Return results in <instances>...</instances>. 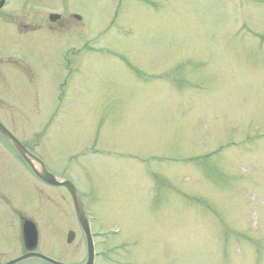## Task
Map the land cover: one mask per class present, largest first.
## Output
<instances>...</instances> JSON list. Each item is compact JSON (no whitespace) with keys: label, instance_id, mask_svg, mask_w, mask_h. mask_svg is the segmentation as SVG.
I'll list each match as a JSON object with an SVG mask.
<instances>
[{"label":"rangeland","instance_id":"374dc122","mask_svg":"<svg viewBox=\"0 0 264 264\" xmlns=\"http://www.w3.org/2000/svg\"><path fill=\"white\" fill-rule=\"evenodd\" d=\"M22 7L61 13L60 32L0 20V48L27 51L43 92L36 111L21 83L1 85L5 112L26 141L58 118L34 154L78 186L95 232L123 229L97 239V264H264V0H12L9 11ZM71 54L87 56L77 67ZM2 142V195L44 216L42 249L83 262L70 195L36 192Z\"/></svg>","mask_w":264,"mask_h":264},{"label":"flooded vegetation","instance_id":"af4514ba","mask_svg":"<svg viewBox=\"0 0 264 264\" xmlns=\"http://www.w3.org/2000/svg\"><path fill=\"white\" fill-rule=\"evenodd\" d=\"M11 4H12L11 0H0V20H2L3 22L4 21L14 22L17 24L18 27H20V30L28 31L30 27L34 25L35 23L30 25L28 22H24L23 20L26 19L25 17L26 14L23 11L21 13L19 12L14 13V10L15 9L17 10L19 8H13L12 11H9L11 10L10 8ZM3 62H5L8 66H11L10 64L11 60L9 59V56L4 55V53L0 51V63H3ZM1 200L2 202L10 206L9 211L11 213L13 212L16 215V218L19 223L18 229H17L18 238L17 239L15 238V240L14 238L7 236L5 232L0 230V264H6L12 259L18 257L19 255H22L28 252L27 245L25 244L24 237H23V222L25 218H31L33 221L37 223L36 220H38L39 217L42 215L38 213L39 211L36 210V207L34 206H32L31 209L29 207H26L23 210L22 209L16 210L12 208L10 199H8L7 197L6 198L4 197ZM1 223L2 222H0V226H1ZM38 245H39L38 251L41 252V249H40L41 241L39 242ZM69 258L72 259V257H69ZM54 259L61 261V259H58L55 257Z\"/></svg>","mask_w":264,"mask_h":264},{"label":"water","instance_id":"95a60500","mask_svg":"<svg viewBox=\"0 0 264 264\" xmlns=\"http://www.w3.org/2000/svg\"><path fill=\"white\" fill-rule=\"evenodd\" d=\"M0 132L12 142V144L14 145L17 152L22 156V158L24 160H26L31 165L34 172L36 174H38L42 180H44L45 182H47L48 184L53 185V186H66L70 190V192L73 196L74 202H75V206H76L80 225H81L82 229L84 230V232L87 236V239H88L89 259H88L87 264H93L94 252H93V247H92L91 234H90L87 219L85 216L83 204L80 201V198H79L77 192L75 191V189L72 187V185L69 182L56 180L55 177L45 169V167H43L44 169L42 170L41 173H39L37 171V169L35 168V166L33 165L32 161L29 159V154H28L27 150L25 149V147L1 123H0ZM72 236H73V234H71V237ZM37 256L48 261V262H51L53 264H59V263H56L55 261H53L49 258H46L42 255H37ZM27 257H30V256H27Z\"/></svg>","mask_w":264,"mask_h":264}]
</instances>
